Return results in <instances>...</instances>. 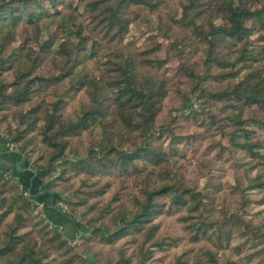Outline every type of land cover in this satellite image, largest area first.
<instances>
[{"label": "trees", "instance_id": "trees-1", "mask_svg": "<svg viewBox=\"0 0 264 264\" xmlns=\"http://www.w3.org/2000/svg\"><path fill=\"white\" fill-rule=\"evenodd\" d=\"M165 1L0 0V132L84 241L0 171V264H264V0Z\"/></svg>", "mask_w": 264, "mask_h": 264}, {"label": "rangeland", "instance_id": "rangeland-1", "mask_svg": "<svg viewBox=\"0 0 264 264\" xmlns=\"http://www.w3.org/2000/svg\"><path fill=\"white\" fill-rule=\"evenodd\" d=\"M178 4H177V0H166L165 1V7L166 8H177ZM141 12V11H140ZM137 42L140 41V39L138 38L136 40ZM43 66H46V64H44ZM47 70H50V67L47 66L46 69L44 70V72L46 73ZM174 102L173 101H166V104H165V110L163 111V114L161 116V118L164 117V115L166 114V111L169 107H171V105L173 104ZM182 124L184 126H187V124L183 123ZM189 131H191L192 133L197 131V129H190ZM0 134L2 135V133L0 132ZM19 151V150H18ZM26 157V156H25ZM26 160L29 164V161L26 157ZM185 167L187 169L186 171V174H187V179H189L195 186L197 187H203L204 184H205V181L197 174V170L196 168L194 167H190V165L187 163H185ZM30 167V166H29ZM223 167L224 166H221V165H218V164H215L212 168H213V171L212 173L215 175V178L217 179V182L216 183H219L221 184V188H222V192L220 193L221 194V198L220 199H223V197H225L227 199V201L229 202V200H232V197H227V194L229 193V183L232 181V172L231 170H224L223 171ZM32 168V167H31ZM33 169V168H32ZM54 173L52 175V179L50 180H47L46 178L40 176L39 180L41 181V190L42 189H45L46 192H53V190L56 191V188H54L53 184H54ZM13 178V177H12ZM15 179V178H14ZM231 180V181H230ZM60 183V182H58ZM19 186V185H18ZM19 189L21 192H23L22 188L19 186ZM59 190V189H58ZM25 191V190H24ZM52 195V194H51ZM25 196H28V192L25 191ZM256 197H259L258 195ZM254 198V197H253ZM218 200L217 202L218 203H221V200ZM34 202V201H33ZM60 205V207H62L63 210H66V207L65 205L63 204H58ZM229 207H230V211H232L234 209V205H232L231 203L229 204ZM35 211L34 213L38 214L39 217L38 218H43L42 214H41V211L39 209V207L37 205H35ZM78 208V207H77ZM263 209L262 210V214L261 216H258V217H253V222L255 224L259 223L260 220L262 219V217H264V208H261ZM79 210L82 211V208H79ZM78 220V219H77ZM80 221V220H78ZM166 223H162L161 224V228L165 231V233L169 236V237H179L180 235V231H179V228L177 225H175V223L173 222V220H169L167 222V220L165 221ZM76 228H78V225L76 226ZM74 230L73 234L71 235L72 236V240H70L68 238L69 241H71L72 244H82L84 241L82 240L83 238L81 237V233L83 232V230H79L78 232L76 231V229H72ZM121 242H119L118 244L114 245L113 247H110V246H106V245H93L92 248H91V251L92 252H97L96 256H97V260L99 261V264H105L107 261H115L117 258L119 259V252L117 249L118 245L120 244ZM124 247L126 246H123L122 248L124 249ZM189 247L188 244H185L183 245V243H181V245L179 246V248H176V249H168L167 251H161L160 253H157V254H154L156 255L155 257H157L159 259L158 261V264H171L172 261H173V257L175 255H179L182 251L184 250H187ZM195 250H199V248H195ZM130 248L129 249H124V252H125V258L127 257L126 255H128L130 253ZM128 264H133V262L131 263H128Z\"/></svg>", "mask_w": 264, "mask_h": 264}, {"label": "water", "instance_id": "water-1", "mask_svg": "<svg viewBox=\"0 0 264 264\" xmlns=\"http://www.w3.org/2000/svg\"><path fill=\"white\" fill-rule=\"evenodd\" d=\"M0 171L8 173L11 177L16 179L17 185L22 190L28 192V197L34 201L32 197V189L35 188L33 180L39 182L41 171H35L26 160L25 155L21 151L12 149L8 142L0 134Z\"/></svg>", "mask_w": 264, "mask_h": 264}, {"label": "crops", "instance_id": "crops-1", "mask_svg": "<svg viewBox=\"0 0 264 264\" xmlns=\"http://www.w3.org/2000/svg\"><path fill=\"white\" fill-rule=\"evenodd\" d=\"M35 193L34 202L39 207L42 216L51 224L58 225L63 234L69 239L75 229V225L67 216L61 213L60 206L56 203V196L49 192H43L44 189L37 187L32 189Z\"/></svg>", "mask_w": 264, "mask_h": 264}, {"label": "built area", "instance_id": "built-area-1", "mask_svg": "<svg viewBox=\"0 0 264 264\" xmlns=\"http://www.w3.org/2000/svg\"><path fill=\"white\" fill-rule=\"evenodd\" d=\"M60 208H61L62 211H65V210L62 209V207H60Z\"/></svg>", "mask_w": 264, "mask_h": 264}]
</instances>
